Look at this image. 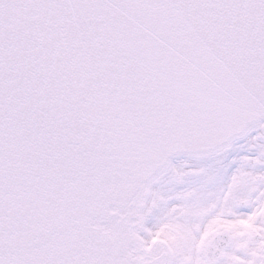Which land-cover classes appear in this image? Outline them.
Masks as SVG:
<instances>
[{
  "label": "water",
  "instance_id": "water-1",
  "mask_svg": "<svg viewBox=\"0 0 264 264\" xmlns=\"http://www.w3.org/2000/svg\"><path fill=\"white\" fill-rule=\"evenodd\" d=\"M262 121L264 0H0V264H171L148 185Z\"/></svg>",
  "mask_w": 264,
  "mask_h": 264
},
{
  "label": "flooded vegetation",
  "instance_id": "flooded-vegetation-1",
  "mask_svg": "<svg viewBox=\"0 0 264 264\" xmlns=\"http://www.w3.org/2000/svg\"><path fill=\"white\" fill-rule=\"evenodd\" d=\"M250 159L228 185L219 176L206 174L188 161L174 168L164 181L154 185L147 219L157 223L173 247L175 264H252L260 240L258 216L246 220V206L257 189L258 176ZM251 167V168H250ZM245 170L250 171L249 178ZM263 177L260 176V179ZM220 237L221 256L212 258L214 240Z\"/></svg>",
  "mask_w": 264,
  "mask_h": 264
},
{
  "label": "rangeland",
  "instance_id": "rangeland-1",
  "mask_svg": "<svg viewBox=\"0 0 264 264\" xmlns=\"http://www.w3.org/2000/svg\"><path fill=\"white\" fill-rule=\"evenodd\" d=\"M262 136L263 135L259 133L254 138L252 137L248 141L237 146L235 150L236 157L234 160L230 162V165H229L231 169L229 168V170H227L228 174L222 173L220 175V180L222 184L228 185L229 183H231L232 179L237 177L238 172H240L242 168V165H244L245 167H249V163L247 164L243 162V159H241L242 157L243 158L250 157V159L253 160L250 166H253L255 168L254 171L256 173L260 172L261 174L264 175V149L260 150L261 146L264 147V144L260 142L264 140ZM234 163L236 165V168L232 169ZM258 186L259 187L255 191V193L249 192V196L251 197L252 200L249 203V205L246 207L245 213H246V220L248 219L252 220L254 215L258 216L259 218V223H260L259 230H260L261 237L257 245L255 247H252L253 249L256 250V253L258 255L257 257L259 258L260 249L264 243V181L259 183ZM153 189L155 190V187H152V191ZM143 214L144 216L146 215L145 208H143ZM145 230L146 229H143V228L141 229V231H145ZM152 230L153 231L151 233H153L154 235L155 234L157 235L160 232V229H158L157 223H152Z\"/></svg>",
  "mask_w": 264,
  "mask_h": 264
},
{
  "label": "bare ground",
  "instance_id": "bare-ground-1",
  "mask_svg": "<svg viewBox=\"0 0 264 264\" xmlns=\"http://www.w3.org/2000/svg\"><path fill=\"white\" fill-rule=\"evenodd\" d=\"M262 134L263 139H264V131L262 130L261 126H256L252 131H249L246 137H242L240 139H237L236 141H234L230 148L214 155L211 157H203L200 159L197 158H191L188 159V162L196 168L202 169L203 171H205L206 173H210V174H214V175H221L222 173L224 174H228L227 170H229V168L231 169V167H229L230 162L232 160L235 159V155H236V148L238 145L243 144L244 142L248 141L249 139H251L252 137L254 138L256 135L258 134ZM262 142V144H264V140L260 141ZM263 150L264 147L261 146L260 150ZM258 153V151H257ZM182 160H178L176 162V164L173 166L175 167L178 162L180 163ZM167 175V173L162 174L161 176H159V180L165 178ZM147 202V200H146ZM144 229H146L145 231H140V236L142 239V242L145 246H147L151 240L154 238L153 234L151 233V225L149 221H145L144 222Z\"/></svg>",
  "mask_w": 264,
  "mask_h": 264
}]
</instances>
